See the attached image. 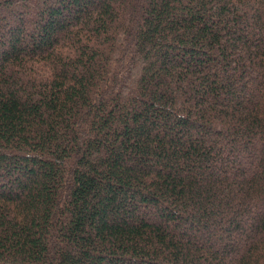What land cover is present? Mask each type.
I'll return each mask as SVG.
<instances>
[{"label": "trees", "instance_id": "obj_1", "mask_svg": "<svg viewBox=\"0 0 264 264\" xmlns=\"http://www.w3.org/2000/svg\"><path fill=\"white\" fill-rule=\"evenodd\" d=\"M1 10L0 264H264V0Z\"/></svg>", "mask_w": 264, "mask_h": 264}, {"label": "rangeland", "instance_id": "obj_2", "mask_svg": "<svg viewBox=\"0 0 264 264\" xmlns=\"http://www.w3.org/2000/svg\"><path fill=\"white\" fill-rule=\"evenodd\" d=\"M3 14L2 10L0 11V16ZM250 155L252 156H256L257 153L255 152V150L252 148L251 152H250Z\"/></svg>", "mask_w": 264, "mask_h": 264}]
</instances>
